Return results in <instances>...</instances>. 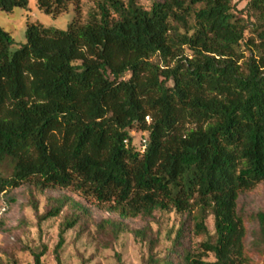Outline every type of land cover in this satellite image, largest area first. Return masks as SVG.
Instances as JSON below:
<instances>
[{
	"label": "trees",
	"instance_id": "1",
	"mask_svg": "<svg viewBox=\"0 0 264 264\" xmlns=\"http://www.w3.org/2000/svg\"><path fill=\"white\" fill-rule=\"evenodd\" d=\"M90 1L81 23L80 0H36L46 14L73 5L76 16L65 31L28 25L14 52L0 28V195L12 204L10 192L35 180L40 191L69 189L120 219L174 212L183 220L163 256L146 229L132 231L148 245L143 264H251L236 208L264 181V0L247 2L257 40L246 41L233 0H158L149 9ZM27 3L0 0V11ZM134 132L146 139L143 153ZM54 202L40 224L61 213L64 202ZM251 218L252 248L263 254L264 211ZM76 223L59 231L57 264ZM107 226L114 240L127 231L99 225ZM196 236L204 240L194 251ZM44 254L31 251L33 264Z\"/></svg>",
	"mask_w": 264,
	"mask_h": 264
},
{
	"label": "rangeland",
	"instance_id": "2",
	"mask_svg": "<svg viewBox=\"0 0 264 264\" xmlns=\"http://www.w3.org/2000/svg\"><path fill=\"white\" fill-rule=\"evenodd\" d=\"M127 2L128 0H122ZM158 0H136V3L149 9ZM248 0H233L239 16L244 18L246 26L244 41L248 38L257 40L254 27L256 16L247 17ZM95 7L90 0H80L79 22L87 20L88 12ZM76 16L74 6L57 16L41 11L36 0H28L26 8H17L12 12L0 11V28L10 34L12 45L10 51L19 49L25 42V32L30 24H39L44 28L65 31ZM247 57V52L244 53ZM128 75L124 76L127 79ZM134 141L141 139L142 134L134 132ZM10 195L15 200L8 204L4 195H0V264H33L31 251H45L41 258L43 264H57L54 248L58 235L65 221L77 218L76 225L64 235V245L60 259L62 264H143L148 258V245L141 238H136L132 231L146 229L147 238H157L155 252L164 255L170 246L168 236L173 239L179 228L182 217L170 213H155L152 220L140 218L120 219L116 214L107 211L106 207L94 200H86L69 189L49 188L40 191L35 180H30L13 189ZM55 200L64 202L58 217L38 222V217L55 206ZM74 203H80L85 211L79 210ZM37 210H34L33 205ZM237 213L246 228L244 241L245 255L251 264H264V253L259 254L252 248L257 223L251 218L255 213L264 211V181L252 190L242 194L237 200ZM105 220L121 223L127 231L121 233L116 240L112 239L111 226L99 227ZM207 229L213 232V220L208 218ZM204 240L202 236L191 237L188 242L197 251ZM207 261H213L208 255Z\"/></svg>",
	"mask_w": 264,
	"mask_h": 264
},
{
	"label": "built area",
	"instance_id": "3",
	"mask_svg": "<svg viewBox=\"0 0 264 264\" xmlns=\"http://www.w3.org/2000/svg\"><path fill=\"white\" fill-rule=\"evenodd\" d=\"M145 121L146 122H149V118L148 117H146L145 118ZM140 143H141V149H140V152H144V150H145V147H146V139L144 138V137H141V139H140Z\"/></svg>",
	"mask_w": 264,
	"mask_h": 264
}]
</instances>
